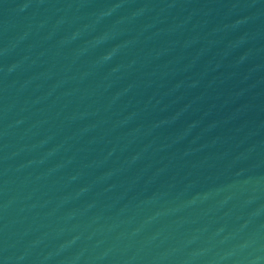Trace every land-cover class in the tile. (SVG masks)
I'll return each instance as SVG.
<instances>
[{
	"label": "water",
	"instance_id": "obj_1",
	"mask_svg": "<svg viewBox=\"0 0 264 264\" xmlns=\"http://www.w3.org/2000/svg\"><path fill=\"white\" fill-rule=\"evenodd\" d=\"M0 264H264V0H0Z\"/></svg>",
	"mask_w": 264,
	"mask_h": 264
}]
</instances>
